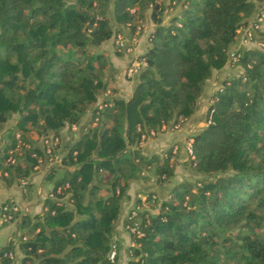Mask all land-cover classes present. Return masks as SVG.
Here are the masks:
<instances>
[{
	"label": "trees",
	"instance_id": "1",
	"mask_svg": "<svg viewBox=\"0 0 264 264\" xmlns=\"http://www.w3.org/2000/svg\"><path fill=\"white\" fill-rule=\"evenodd\" d=\"M261 4L264 0H0V128L8 122L0 168L7 171L6 183L27 175L35 156L43 155L31 134L58 135L91 110L85 128L64 145L59 163L46 168L54 197H44L41 213H17L19 233L0 246V264L12 261L4 252L14 253V240L20 264H115L107 251L129 180L150 169L156 183L173 175L168 156L141 152V134L190 116L206 79L224 65L236 29ZM173 7L176 12L163 21V11ZM146 8L153 25L132 91L125 98L103 97L106 104L90 125L93 104L109 79L105 56L94 49L125 23L133 30ZM261 41L237 48L240 72L221 79L209 95L212 122L191 135L194 158L187 164L194 176L168 185L157 212H137L142 234L132 235L136 245L128 247L126 264H264ZM17 132L29 146L5 164Z\"/></svg>",
	"mask_w": 264,
	"mask_h": 264
},
{
	"label": "rangeland",
	"instance_id": "2",
	"mask_svg": "<svg viewBox=\"0 0 264 264\" xmlns=\"http://www.w3.org/2000/svg\"><path fill=\"white\" fill-rule=\"evenodd\" d=\"M166 1L167 0H164V2H166ZM133 9H134V7L130 8V10H133ZM176 10H177V8L173 7V8H167L165 11H163V13L161 15L163 21H166L174 12H176ZM109 15H111L110 10H109ZM110 22H111L112 27H114L116 25V23L111 18V16H110ZM152 23L153 22L149 17V8H146L145 10H143V12L141 14H138V16L134 19L135 27L133 30H130L129 25H127V23H125V25L120 27V30H121L120 31V30H118L119 25H120L119 24L117 27V30L119 32H116L115 34H112L109 38L101 41L100 44L94 49L96 51L102 52L103 55L105 56V59H106L105 73L109 79L107 80V85H106L105 91H103L102 94H100L96 97V100H95L93 105L102 104L104 94H106L108 97L113 96V95L118 96L117 94L121 90V87L123 89L125 88V90H127L125 96H122V97H124V98L127 97V94H129V92L131 91V88H132V84H133V78L132 77L133 76L129 77L125 74V67H126L128 61L132 57H138L139 58V56L144 52V50H145L144 45L147 43V34L150 31V29L152 28ZM263 32H264V22L262 24H260L259 27L254 30V37L251 40V42L246 44V45H242L240 47L261 46V44H262L261 40L264 39ZM117 34H119L121 36L123 45L118 44V42L116 40ZM225 64L227 66L223 67ZM224 65L221 68L215 70L214 75L212 76V78H210L208 80L205 88H203L204 89L203 95L200 97L201 101L204 99V101H203L204 103H202V104H205L206 106H208V98H206L207 94L208 93L210 94L217 86H219L221 79L234 76L235 74H237L241 70V67L239 65H237V64L232 65L230 62H227V60L225 61ZM202 112H204V110L199 108L198 113L202 114ZM9 120H12V119H9ZM85 124L86 123H83V125H80V126L85 127ZM89 124L93 125V124H95V122L91 121ZM7 125H8V122H5V124L0 128V146H1V142L4 138L3 134H6ZM67 127H68V125L66 124L60 128V130H61L60 133L62 135H64L65 137H68ZM70 130L75 131L76 126H75V128L70 127ZM170 130L173 131L175 129H170ZM77 132L78 131H75V132H73V134L77 135ZM32 137L39 144L41 143V137L42 136L37 137L35 134H31V138ZM145 139H146V137H144L139 142V147H140V144H143ZM184 139L180 143L172 142L168 145V147H166V149H170V151H171L168 159H169V161H172L173 175L171 176V178H169L168 181H165L163 183L165 185H170V184L174 183L175 181H178V180L183 179L185 177L194 176L191 174V172H190L191 169H190L189 165L187 164L186 153H185V155H184V153L183 154L180 153L181 156H178L177 162L174 161L175 153L180 148H182V150L184 151V148H183ZM174 144L176 146L175 151L172 150ZM55 149H56V151H59L61 149V151H59V153H58L59 157L61 156L62 151H65V148L61 147L60 137L57 141V146ZM165 151L166 150L163 149V150H160V152L156 153V154H158L161 157V156H163V153ZM153 153H155V152H153ZM149 154H151V153H149ZM49 161L55 162V161H51V160H49ZM48 162L42 163L40 166L38 165V168H35V166H34L33 170H41V169L46 170L48 165L52 164V163H48ZM178 162H180V164ZM183 162H185V163L182 164ZM145 172L146 171H143L142 175ZM149 172H152V170L150 169ZM152 174H153V172H152ZM23 177L25 179H28V174L23 176ZM140 177H142V176H140ZM16 179H17V177H16ZM27 181L29 182V180H27ZM17 185L20 188V192L22 193V196L26 197L27 200H31V202L35 201L36 196L34 195V193L29 192L30 185H28V186L25 185L23 187H21L18 183H17ZM151 189L153 190L154 188H151ZM37 190H38L39 194L40 193L43 194V191L41 190V188L38 187ZM147 192H145V193H147ZM152 192H154L156 199H155V202L153 203V205H150L151 207L149 205H148L149 207L148 206L147 207L150 209V211L155 212L157 207H158V203L160 202V198L162 197V195L166 194V190H165V188L158 189V190L154 189ZM10 200H12L14 204L18 205L20 212H25L24 210H26V211L28 210V207L26 205H23L22 203L19 204L14 199H10ZM152 207H154V208H152ZM29 212H31V211H29ZM30 215H32V214H30ZM10 222H12V221H10ZM3 224L4 223H1L0 226ZM3 243H4V234H0V245H3ZM15 256H16V259L19 261V257H21V255L18 252L17 248H15ZM15 264H17V263H15Z\"/></svg>",
	"mask_w": 264,
	"mask_h": 264
},
{
	"label": "crops",
	"instance_id": "3",
	"mask_svg": "<svg viewBox=\"0 0 264 264\" xmlns=\"http://www.w3.org/2000/svg\"><path fill=\"white\" fill-rule=\"evenodd\" d=\"M255 15V14H254ZM153 25V23H152ZM251 41H247L244 43H239L237 41L234 42V45L232 47H238L241 48L240 46L246 45L250 43ZM147 43L144 45L146 47ZM144 47V48H145ZM246 46L242 47L245 48ZM227 65L225 64L223 67H226ZM216 69L212 71V74L210 75L209 78L206 79L203 88H205L206 83L212 76L214 75ZM123 72V71H122ZM133 87V84H132ZM204 90V89H203ZM213 90V89H212ZM125 88L123 89L121 87V90L118 92V96L122 97L125 96L126 94ZM132 91V88H131ZM129 92V94L131 93ZM127 94V96L129 95ZM203 95L202 94L198 97L196 101V106L194 111L190 114L189 117L185 118L179 125V127L175 130H170L169 125L172 123L173 120L170 122H167L163 126L158 127L155 132L152 135H147L145 141L143 144H140V150L144 154H149V153H159L160 150L165 149L166 152H169V149H166L168 145L172 142H177L180 143L185 137L192 135L195 133L197 130H199L203 124L202 120L204 119V112L206 110V105L202 104L204 103V99L201 101L200 97ZM209 93L207 94V97H209ZM107 96L106 94L103 95V97ZM201 103V104H200ZM199 108L204 110L202 114L198 113ZM91 110L88 109L85 111V113L82 115L80 121L76 125V130L77 135H74L73 132L70 130V126L67 127L68 129V137H65L60 133L61 130H59L58 137H60L61 140V147L64 148V145L67 142H70L74 139H76L80 133V130L82 128L84 129L85 127L80 126L83 125V123H86L88 121V118L90 116ZM185 134V135H184ZM4 138L1 142V144L4 143L6 140V134H3ZM74 135V136H73ZM150 136V137H149ZM75 137V138H74ZM33 138V137H32ZM34 139V138H33ZM70 140V141H69ZM35 142H37L34 139ZM38 143V142H37ZM63 150V149H62ZM61 151V149H60ZM180 153L185 152L180 148L176 153H175V158L174 161L177 162L178 156H181ZM186 162V161H185ZM183 162L182 164H184ZM180 164V162H178ZM46 170L41 169V170H30L28 173V180H29V192L34 193L36 196L35 201L31 202V200H27L26 197L22 196V193L20 192V188L17 185L15 178L10 182L6 183L5 179L3 177H0V200H9V199H14L16 202L19 204L26 205L28 207V210L25 211V213L30 214H35V213H41L43 210V199L47 195V193L51 190L52 184L46 180L45 176ZM168 185H165L163 183H156L155 182V176L152 174V172L146 171L142 177L134 178L129 180L127 188H126V196L121 200L120 202V210L118 217L115 222V226L112 232V239H115L118 245V254L117 258L115 261V264H126L127 256H128V247L131 246V238L129 233L124 229L123 224L125 219L127 218L128 215V210L131 208V206L135 203L136 199L140 198L145 192L151 191V188H154L156 190L158 189H163ZM38 187L41 188L43 191V194L38 192ZM153 189V190H154ZM164 195H162L163 197ZM65 203L67 204L68 207H71L70 203L67 200V197L65 196L63 198ZM31 211V212H29ZM19 233V230L17 229L16 221L4 223L3 225L0 226V234H4V243L5 244L11 236H15L16 234ZM1 246V245H0ZM15 248L18 249V252L20 253L22 257V253L17 247L16 240H14V247H13V258L10 264H20V259L19 261L16 259L15 256Z\"/></svg>",
	"mask_w": 264,
	"mask_h": 264
},
{
	"label": "built area",
	"instance_id": "4",
	"mask_svg": "<svg viewBox=\"0 0 264 264\" xmlns=\"http://www.w3.org/2000/svg\"><path fill=\"white\" fill-rule=\"evenodd\" d=\"M264 22V4L256 11L255 15L248 20L247 23L240 25L236 29V35H235V41L239 43H244L247 41H251L254 37V30L259 27L260 24ZM129 23H127L128 25ZM116 40L119 45H123L121 36L119 34L116 35ZM238 47H231L227 51V62H230L232 65L236 64L238 62V58L240 56V52L237 51ZM143 64L142 58L138 57H132L126 67H125V74L129 77L133 76L138 70L140 69L141 65ZM212 102V98L208 97V106L206 107L205 112L207 111V108ZM106 103L102 101V104L95 105L96 110H95V116L93 117L94 122L97 121L99 118L98 111L101 109ZM109 104V103H108ZM211 111L212 109L210 108L208 112H206V115L204 119L202 120V124L207 125L208 123L212 122L211 118ZM185 118L182 116H177L175 120L172 121V123L169 125V129H176L179 127L180 123L184 120ZM166 123L161 124L160 126H163ZM71 128H75L76 124L72 123L69 125ZM159 126V127H160ZM157 129V128H156ZM156 129H150L147 131V133L141 134L139 142L146 137L147 135H152ZM59 137L58 135H53L49 134L44 137H41V147L43 150V155H36L35 156V163L32 166V170L35 168H38V165L40 166L42 163L48 162L49 160L55 161V162H48L52 163L51 165L59 163L60 157L58 155L59 151H56V146H57V141ZM192 137L187 136L184 141H183V148L186 153V157L190 160L194 158V152L192 149ZM29 144L26 143L24 140L20 138L19 133H15V141L14 145L12 148L8 150V155L5 158V164L6 163H13L15 161V154H19L21 152L22 147H28ZM176 146L175 144L173 145L172 150L175 151ZM170 149L169 152H164L163 156H168L170 155ZM74 153V151H73ZM34 155V154H32ZM53 159V160H52ZM47 167V168H48ZM7 175V171L4 169L0 168V177H3ZM17 179L15 178L16 182L21 186H25L27 184V180L23 176H16ZM67 186V184H64V187ZM60 190V186L56 187V191ZM48 197H54L53 192L50 190L47 195ZM156 196L154 192L150 193H144L140 198L138 202H135L131 208L128 211L127 218L124 221L123 227L124 229L129 233L130 238H131V246L136 245V242L132 239V235L138 237L142 234L140 228L138 227V218H137V212L142 209H148L150 205H153L155 202ZM149 205V206H148ZM148 206V207H147ZM151 207V206H150ZM45 207H43L44 209ZM154 208V207H152ZM158 207L155 212H157ZM26 211V210H24ZM19 207L17 204H14L12 200H0V224L1 223H7L10 221L16 220L17 213H19ZM152 212V211H151ZM9 258H13V253L11 251H8L7 253L4 252ZM118 254V245L115 239H112L107 251V258L109 259L110 262H115Z\"/></svg>",
	"mask_w": 264,
	"mask_h": 264
}]
</instances>
